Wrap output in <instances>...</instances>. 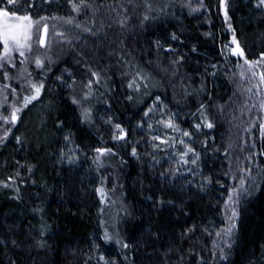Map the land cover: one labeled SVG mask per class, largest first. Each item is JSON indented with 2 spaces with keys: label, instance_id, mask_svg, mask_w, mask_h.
<instances>
[{
  "label": "snow or ice",
  "instance_id": "snow-or-ice-1",
  "mask_svg": "<svg viewBox=\"0 0 264 264\" xmlns=\"http://www.w3.org/2000/svg\"><path fill=\"white\" fill-rule=\"evenodd\" d=\"M65 3L68 11L60 15L52 14L60 7V0H40L41 7L47 5L46 10H50V14L40 15L37 0H0V149L7 146L10 138L16 145L24 146L25 141L14 135V129L22 122L25 110L37 101L43 103L41 98L45 94H52L53 85L67 91L77 124L93 127L97 124L94 101L104 102L106 110H110L113 94L119 95L110 83L117 71L128 90L123 98L133 105L143 102L153 88L166 81L173 89L175 104L192 98L196 100V107L190 113L193 121L190 129L180 126L177 113L160 95L152 96V102L141 109L144 119L137 123V128L142 129L147 121L149 132L154 133L151 120L158 116L155 123L165 130L161 134H151L148 143L152 150L146 153L148 170L161 163L157 154L164 152L172 166L161 169L158 178L161 185L176 189L173 198L165 199L167 190H163V194L155 197L149 194L145 199L151 201L156 212L170 205L178 209L180 215L188 216L185 196H206L210 191H217V211L221 214L222 226L217 227L214 221H209L200 230L212 238L211 247L206 249L211 264H232L230 257L239 239L243 215L254 200L264 196V168L255 159L264 156V144L256 151L257 136L253 134V129H258V139L264 141V51L249 57L241 45L230 15L234 7L232 0H215L214 4L212 0H195V3L193 0H65ZM249 3L260 13L258 23H264V0H249ZM53 5L56 8H52ZM213 7L215 14L222 17L231 38L222 44L220 60L206 62L202 70L201 67L193 70L199 75V87H195L192 75L185 69L200 55L196 45L190 47L192 55L181 52L180 48L186 46L182 32L169 30L157 35L154 29H160L177 15V11L183 10L188 16L199 18L198 14L203 15L204 22L211 26ZM202 35L215 38L211 31ZM129 38L136 47H129ZM137 47L144 53L139 60L135 55ZM66 54L72 57L71 65L64 59ZM221 74L233 85L232 94L224 103H218L217 94L208 87L211 82L215 88ZM101 96L106 99L101 101ZM244 115L250 117L243 122L247 125L243 132L248 138L239 137L237 143L229 137L227 144L217 146L216 138L211 135V130L218 126L216 118L222 117L239 129L240 124L234 122ZM253 115L256 119H251ZM99 121L108 126L112 146H107L100 137L98 146L82 147L76 143L75 133L69 131L63 135L58 156L61 163L69 166L79 165L81 156L91 161L97 182L93 192L102 205L99 223L103 231L98 240L105 245H115L119 250L118 258H111L101 253L100 243L94 240L83 264H91L93 260L95 264H136L142 249L155 247L159 233L151 228L145 231L142 225L139 234L129 231L137 227L133 223L136 213L125 201L124 185L118 175L104 174L107 169L122 168L127 163L117 146L120 149L126 146L129 132L121 122H114L111 115L100 116ZM56 127L63 130L64 121L60 120ZM208 151L225 158V172L216 176L204 173L201 159ZM237 153L248 154L240 156ZM130 155L138 162L142 160L135 144ZM34 167L17 160L16 170L0 180V190H7L14 201L23 200L20 185L24 179L20 169L31 175ZM179 177H184V182L177 189ZM140 187L144 188L143 183ZM32 215L39 217V228L36 233L31 230L27 233L31 241L28 247L46 250L51 247L46 239L51 225L46 219L45 208L34 205ZM196 231L195 224L185 225L180 236L188 239ZM12 243L17 246L16 240ZM261 248L264 249V245ZM168 255L166 252L165 256ZM189 255L197 257L194 264H204L201 253L189 250ZM183 258L181 255L180 259ZM249 264L256 262L249 257Z\"/></svg>",
  "mask_w": 264,
  "mask_h": 264
},
{
  "label": "trees",
  "instance_id": "trees-1",
  "mask_svg": "<svg viewBox=\"0 0 264 264\" xmlns=\"http://www.w3.org/2000/svg\"><path fill=\"white\" fill-rule=\"evenodd\" d=\"M193 2L195 3V0ZM212 2L214 4L215 0ZM232 2L234 7L231 9L230 15L232 16L233 27L236 29L237 37L244 45L248 56L254 57L259 52L264 51V42L257 35L260 31L258 27L247 21L251 18L249 11L252 7L249 0H232ZM52 8H56V5H53ZM46 9L48 6L41 7L40 0H37L39 14H50V10ZM67 11L68 6L65 0H60V7L52 14L63 15ZM212 11L214 14L211 18V26L204 22L203 15L198 14L199 18H196L188 16L187 11L183 10L182 12L177 11V15L168 19L166 25H162L160 29H154L157 35L169 30L182 32L186 46L180 48L181 52H188L189 55H192L190 47L192 44L196 45L200 55L195 57L185 69L192 75V83L195 87H199V75L193 70L197 67H201L202 70V66L206 62L220 60V48L231 38V33L227 32V26L222 17L215 14V7ZM208 31L214 34V39L202 35ZM129 47H136L132 44L131 38H129ZM135 55L139 60L144 53L137 47ZM64 59L69 65L73 63L72 57L67 54ZM60 63L63 65V60ZM113 70L117 71L116 69ZM110 83L119 95L113 94L114 99L110 101L112 103L110 110H106L104 102L94 101L97 111V124L95 126L78 125L73 106L67 99V91L59 90L53 85L50 99L55 105V112L50 118L49 126L55 138L50 146L29 149L25 146L16 145L15 140L10 138L7 146L0 149V180L5 179L9 173L16 170L17 160L21 164L35 166L31 175L25 169H20L21 177L24 179L20 185L23 200L14 201L10 199L11 194L7 190H0V264H13V262L15 264H83L85 254L89 252L90 245L94 240L100 243L101 253H107L111 258H118L119 250L115 245H105L98 240L103 231L99 223L101 219L99 208L102 205L99 204L98 197L93 192L97 182L94 179L96 172L91 161L81 156L80 164L76 166H64L58 162V149L63 143L62 136L69 131L75 133L76 143L82 147L98 146L100 137H103L107 146H112L113 141L108 126L99 121L100 116L107 118V115H111L114 122H121L128 130L129 142L123 149L117 146V150L127 160V163L122 168L107 169L104 174L118 175L120 182L124 185L125 201L136 213L133 223L137 227L130 228L129 231H136L139 234V226L142 225L143 230L146 231L151 228L154 232H158L160 237L155 247H148L140 251L136 264H194L197 257L189 255V250L201 253L204 257V264H211L210 253L206 249L211 247L212 238L202 233L200 229L209 221H214L217 227L222 226L221 214L217 211L219 193L213 190L206 196L203 194L185 196L188 216L180 215L179 210L170 205H166L159 212H156L152 208L151 201L145 199V196L151 194L155 197L158 193L163 194V190H167L165 199L173 198L176 189H172L169 185H161L158 178L159 171L168 169L172 163L158 156L161 163L149 171L146 156V153L151 152L148 143L150 134L148 122H144L142 129L136 127L137 123L144 119L141 109L152 102V96L160 95L168 106L177 113L179 117L177 122L180 126L190 129L193 122L190 113L195 111L196 100L189 98L180 105L175 104L173 89L166 85V81H161L160 86L153 88L151 95L145 97L143 102L133 105L127 103L123 98L128 90L120 78L119 71H117L116 76L112 77ZM208 87L217 94L218 103H224L233 91V85L222 74L217 77L215 88L211 82H209ZM105 99L106 97H100L101 101ZM236 114L239 115V113ZM216 119L218 126L211 130V135L216 138L217 146L227 144L229 137L237 143L239 137L248 138L247 134L243 132V128L247 126L243 122L250 119L248 115H244L239 121L234 122L240 124L239 129L233 127L222 117ZM251 119H256V116L253 115ZM60 120L65 123L63 130L56 127ZM230 128L231 132H229ZM132 133H135L134 140ZM253 134L257 136L258 147L256 151H259L260 145L264 144V141L258 139V129H253ZM131 140L142 156V160L139 162L130 155ZM137 141H139L138 144ZM209 144H212L211 140H209ZM197 147L199 148V145ZM237 154L244 156L248 153ZM255 159L256 163L264 168V156H257ZM243 163L246 164L247 162L244 161ZM201 164L204 173H211L213 176L227 170L225 158L211 151L202 156ZM111 178L110 175L109 186ZM221 179L224 180V177L221 176ZM32 181H35V184ZM179 181L177 189L182 186L184 177H179ZM225 182L232 183V181ZM141 183L144 185L143 189L140 187ZM34 205L45 208L46 219L51 225V231L46 237L51 247L46 250L28 247L31 241L27 239V233L30 230L36 233L39 228V217L32 215ZM193 224L197 226L196 233L188 239H182L180 233L183 227L185 225L191 227ZM13 240L17 241V246H13ZM261 245H264V196L254 200L243 215L239 239L230 257L232 264H249V257L256 264H264V256H262L264 249L261 248ZM166 252L169 253L168 256H165ZM181 255L184 257L183 260L180 259ZM91 264H95V260Z\"/></svg>",
  "mask_w": 264,
  "mask_h": 264
},
{
  "label": "rangeland",
  "instance_id": "rangeland-1",
  "mask_svg": "<svg viewBox=\"0 0 264 264\" xmlns=\"http://www.w3.org/2000/svg\"><path fill=\"white\" fill-rule=\"evenodd\" d=\"M250 17L247 21H251L254 26H257L260 30L257 34L261 41L264 42V23H258L260 21V13L252 7L249 11ZM250 39V38H249ZM248 39V40H249ZM244 43V42H243ZM259 43V42H258ZM244 47V45L241 43ZM245 48V47H244ZM43 103L37 101L34 106H30L29 109L22 113V122L17 125V129H14V135H19L25 141L24 146L29 149H38L41 147L47 148L50 146L51 142L54 140V134L50 129L49 123L50 118L53 117L55 112V105L50 99V95L45 94L42 98ZM158 116H154L151 120L153 123L155 132L149 134V141L151 139V134H161L165 130L156 125L155 121ZM64 135V134H63ZM63 138V136H62ZM135 133H132V139L134 140ZM133 140L130 141L131 145H134ZM63 146H60V148ZM59 148V149H60ZM58 149V156H59ZM152 150V149H151ZM165 159V153L160 152L157 154ZM59 164L68 166L66 163H61L58 159Z\"/></svg>",
  "mask_w": 264,
  "mask_h": 264
}]
</instances>
